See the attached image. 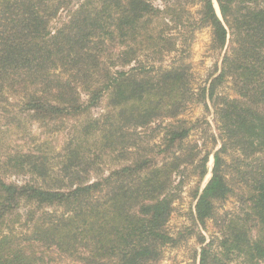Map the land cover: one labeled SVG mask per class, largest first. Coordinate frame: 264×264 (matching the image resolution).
Here are the masks:
<instances>
[{"label":"trees","instance_id":"1","mask_svg":"<svg viewBox=\"0 0 264 264\" xmlns=\"http://www.w3.org/2000/svg\"><path fill=\"white\" fill-rule=\"evenodd\" d=\"M153 1L0 0V264H156L176 242L174 178L191 168L200 182L209 155L191 215L217 224L208 242L199 234L197 264H264V0ZM204 28L220 64L194 91L185 59ZM149 52L171 62L155 68ZM225 82L232 97L218 92ZM194 101L212 103L214 152L184 147L194 126L176 118ZM86 118L50 176L31 125ZM166 119L157 151H142L137 130ZM7 132L35 149L3 150ZM89 138L123 162L90 179ZM24 171L31 182L7 180ZM230 198L236 209L217 218Z\"/></svg>","mask_w":264,"mask_h":264},{"label":"rangeland","instance_id":"2","mask_svg":"<svg viewBox=\"0 0 264 264\" xmlns=\"http://www.w3.org/2000/svg\"><path fill=\"white\" fill-rule=\"evenodd\" d=\"M153 3L157 6H160L161 4L160 0H154ZM214 6L218 11L216 3ZM210 35L209 28L195 31L190 44L189 56L185 59V62H187L190 67V87H192L194 91H198L210 82L211 78H209V74L212 72L215 64L218 66L220 64L219 53L209 49ZM150 54L151 53L149 52L147 55L143 56L141 60L147 64H154L155 68L168 66L171 62V57H167L166 54H163L161 58L156 56L155 53ZM149 58L154 59L155 61L147 60ZM228 84V82H225L219 86L218 92L232 97L233 92ZM81 97L82 99H85L83 95H81ZM102 112V107L92 109L87 118L96 119ZM87 118L77 122H64L63 124H58L57 128L49 130H42L38 128L36 124L31 125V135H35L39 148H42L43 150L45 149L47 152L49 160L47 162L49 166L48 173L50 176L57 171L55 165L60 162L58 154L61 146L74 138L79 140L84 139L81 135L82 132L80 129L89 123ZM176 119H180L188 127L194 126L190 131L187 140L184 142L185 148L198 145V149L203 148V151L207 152L211 151L212 148L215 147L212 136H216V131L211 102H208L207 106L201 102L196 103L194 101L189 103L186 110L183 111ZM172 120L173 119H166L164 121H158L146 129L137 130L140 137V139H138L140 149L142 151L146 149H153V152L155 153L158 148L154 146L155 144L158 145L160 143L164 132V126L173 122ZM24 124L27 128L29 126V121L26 120V123L24 122ZM12 134L13 132H7L5 135L2 142V144L5 145L3 150H6L9 145L13 149L16 147V149L19 148L23 150L35 149L31 140L21 136L16 139L12 136ZM92 143V139L89 138L86 140L84 146L86 153H88L91 158L98 159L96 165H92L91 167L92 170L90 179H93L101 173L107 174L109 168H114L123 162L115 157L117 154L113 155L106 151L101 153L99 149L96 148L97 146L92 145ZM218 147L219 144H216V147L212 152H214ZM208 157L207 174L200 182L195 177H189L191 168L185 172L183 177L176 176L174 178L175 186L178 182H180V180L183 183L180 189L178 187L175 188L176 199L173 203V211L166 228L168 233L176 239V242L173 245H167L162 248L161 257L156 264H197L201 247L198 243L199 234H202L205 237L206 242H208L214 235L216 229L215 225L217 224L215 221H207L206 224L201 227L193 222L191 215L194 211L196 202L194 198L195 192L198 190V194L201 193L211 176L213 157H211V155ZM156 160L160 161L161 159L157 158ZM32 178L34 179V175L27 171L7 175V180L16 182L17 184L31 182V180H33ZM236 207L237 204L233 198H230L223 203H218L216 212L217 218L234 211Z\"/></svg>","mask_w":264,"mask_h":264}]
</instances>
